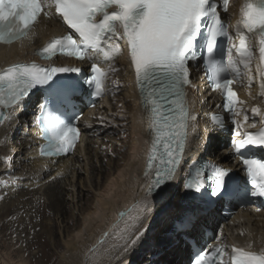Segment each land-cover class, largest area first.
Returning a JSON list of instances; mask_svg holds the SVG:
<instances>
[{
  "label": "snow or ice",
  "instance_id": "obj_1",
  "mask_svg": "<svg viewBox=\"0 0 264 264\" xmlns=\"http://www.w3.org/2000/svg\"><path fill=\"white\" fill-rule=\"evenodd\" d=\"M228 6L229 0H0V44L29 37L41 17H58L61 26H66L65 34L49 40L36 55L46 60L64 55L92 61L90 75L83 77L75 67L40 68L35 63H18L5 68L0 72V121L5 118L3 110H15L33 89L44 88L45 103L38 118L46 141L41 155L67 154L75 147L80 131L54 112L73 108L82 84L91 89V95L102 97L108 72L117 70L112 61L126 52L152 136L144 172L146 178L152 176L147 198L177 177L189 123L197 120L189 110L185 91L192 87L189 62L201 60L212 90L223 97L222 107L233 116L236 131L231 148L243 165L251 196L264 197V157L258 158L254 151L264 150V111L251 108L252 116L260 118L256 132L239 131L244 124L248 128L257 125L246 112L242 120L235 119L241 116L237 105L244 101L231 87L241 76H247L249 86L252 84L255 37L258 94L264 96V0H243L239 18L232 25L235 35L225 28L221 16V10L227 12ZM225 41L227 47L223 46ZM96 58L108 64L107 71L98 66ZM71 74L77 75L73 78ZM212 121L214 128L224 127L223 118L213 116ZM184 188L188 194L216 200L235 191L229 170L215 163L191 165ZM242 194L247 196L248 189ZM137 208L143 213L148 205L141 202ZM188 224L194 226V221L186 216L182 228ZM144 236L145 230L137 232L125 251L136 247ZM251 248V244L232 245L229 252L227 246H217L210 253L201 249L194 264H264V249L255 252Z\"/></svg>",
  "mask_w": 264,
  "mask_h": 264
},
{
  "label": "bare ground",
  "instance_id": "obj_2",
  "mask_svg": "<svg viewBox=\"0 0 264 264\" xmlns=\"http://www.w3.org/2000/svg\"><path fill=\"white\" fill-rule=\"evenodd\" d=\"M240 4V0H231L224 15L232 35H235L232 25L239 18ZM59 31H64L59 18H49L47 23L41 21L21 46L0 47V71L17 58L26 62L33 60V49ZM252 44L254 58L250 67L253 81L249 86L247 76H241L236 82L240 100L244 103L238 105L241 116L235 119L241 120L246 112L249 120L256 122L259 117L252 116L251 108L258 107L264 111V96L258 94L259 64L255 56L257 46L254 37ZM96 61L108 70V64L99 58ZM112 66L117 70L109 71L104 80L106 96L89 114L84 115V122L93 128L86 148H78L73 157L45 160L36 156L35 109L29 101L23 103L26 107L24 112L11 110L8 118L0 122V159H3L0 160V195L2 197L6 190L10 194L8 198L14 201L20 196L31 198L26 200V205L29 206L31 201L30 217L33 215L36 224H39L35 225L37 230L33 226L34 233L28 242L47 246L43 264H53L56 258L58 264H181L188 249L176 245L179 238L174 233L173 222L186 211L179 185L184 166L198 159H212L229 165L226 149L221 148L222 136L206 125L202 117L203 112H207L210 96L198 86V91L191 92L188 99L189 110L197 120L189 123L188 142L177 177L157 195L146 198L152 180V176H144L152 139L147 114L142 109L126 52L112 61ZM116 112L123 114H114ZM249 129L253 128H248L246 124L239 131ZM117 139L121 143L116 142ZM105 148L111 151L108 159L102 152ZM12 185L21 188L10 193L14 191ZM78 187L89 194H81ZM65 190L69 192L67 197L75 205L74 209L81 211L78 217L63 202ZM141 202L148 205L143 213L137 208ZM20 207L26 209L18 203L16 209ZM60 213L64 215V226L58 222ZM121 213L124 215L121 216ZM246 217L247 225L240 229L244 235L235 237L234 242L240 247L251 244V250L259 252L264 249V215ZM70 228L71 231L64 234ZM141 230H145L141 242L125 251L126 244ZM237 230L230 229V232L235 234ZM38 246L43 249L42 245ZM158 255L159 258L154 261L153 257ZM0 264L8 263L0 256Z\"/></svg>",
  "mask_w": 264,
  "mask_h": 264
},
{
  "label": "rangeland",
  "instance_id": "obj_3",
  "mask_svg": "<svg viewBox=\"0 0 264 264\" xmlns=\"http://www.w3.org/2000/svg\"><path fill=\"white\" fill-rule=\"evenodd\" d=\"M114 114L121 115L123 113L116 112ZM113 120L118 122V123L120 122L119 120H117L115 118H113ZM103 124L107 125L109 127L111 126V124H109L108 122H103ZM109 136L112 138L114 137L113 135H109ZM116 142L121 143V140L117 139ZM102 152L105 153L104 157L106 159H108L110 154H111V151H109V149L105 148L104 150L102 149ZM2 161H3V159H2ZM83 177L84 176L82 175V178ZM11 187H13L12 189L14 191H12V189H11L12 192H10V193L16 192L19 190V188H21V187H16L14 185H12ZM14 187H16L17 190ZM2 189H4V187ZM77 190L80 191L81 194H84V195L89 194L88 192L81 191V188H79V187ZM2 192H3V190H2ZM3 193L4 194H2V197L0 195V221H1L0 222V227H1L0 238H2V240L0 239V256L2 258H4V260L8 264H20V262H24V264H43L44 261L42 259L45 255V252L47 253V251H46L47 246L45 245L43 247L44 244L36 243L37 244L36 245L35 242H31V243L28 242V239L31 240V237L34 233L33 226L39 224V223L36 224V218L33 217V215H31V217H30V214L32 212L29 209L31 201L29 203V206L26 205V200H31V198L30 197L28 198L27 195L26 196H20L17 199L18 201L17 200L14 201L13 198L12 199L8 198V197H10V194L7 193L6 190H4ZM7 194H9V195H7ZM64 195H66V196H64L63 202L67 206H69L71 212L72 213L75 212L76 216L78 217L80 212H81L80 209H76V210L74 209L75 205L73 204L71 199H69L67 197L69 195L68 191L65 190ZM4 198H6V199L8 198L7 199L8 201H6V199H4ZM18 203H20V205H23L24 207L26 206V209L21 208V207L16 209V205ZM46 218L48 219V217H46ZM63 218H64L63 214H61V213L58 214V222H60V224L62 226L65 225ZM54 220H57V218L54 217ZM34 228H35V230H37L38 226H35ZM70 231H71V228L64 231V234L67 232H70ZM44 239L45 238H43V240ZM32 243H34V244L32 245ZM39 244H40V246L42 245L43 249L38 246ZM48 252L50 253L51 251L49 250ZM39 258H40V260H39ZM56 259H55V261H53V264H58V260H56Z\"/></svg>",
  "mask_w": 264,
  "mask_h": 264
}]
</instances>
